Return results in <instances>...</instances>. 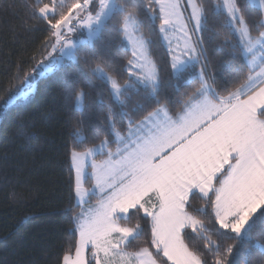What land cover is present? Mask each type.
I'll return each mask as SVG.
<instances>
[{
    "label": "snow or ice",
    "instance_id": "1",
    "mask_svg": "<svg viewBox=\"0 0 264 264\" xmlns=\"http://www.w3.org/2000/svg\"><path fill=\"white\" fill-rule=\"evenodd\" d=\"M25 8L46 25V55L17 77L4 105L26 97L36 76L79 65L109 88L112 101L98 144L89 146L82 121L74 125L70 193L80 211L72 218L74 253L62 264H240L241 255L243 264L253 255L264 264V0H25ZM154 27L168 44L171 76L187 75L186 88L199 85L182 94L175 112L161 101ZM210 27L226 33L221 47L247 68L237 70L242 82L226 94L208 72L203 33ZM121 51L122 64L113 54ZM84 97L75 91L76 110ZM134 97L155 104L138 120L145 104ZM209 209L216 239L204 219ZM145 225L150 243L129 251ZM189 234L204 251L188 243Z\"/></svg>",
    "mask_w": 264,
    "mask_h": 264
},
{
    "label": "trees",
    "instance_id": "2",
    "mask_svg": "<svg viewBox=\"0 0 264 264\" xmlns=\"http://www.w3.org/2000/svg\"><path fill=\"white\" fill-rule=\"evenodd\" d=\"M45 29L44 23L30 17L25 0H0V264H62L66 252L74 253L77 237L72 218L80 211L70 193L74 125L82 121L81 128L89 138V146L98 144L108 131L106 106L112 102L109 88L91 77L82 65L35 77L33 94L4 107L9 88L19 84L17 77L22 78L24 72L30 71L46 55L43 42L48 32ZM217 31L210 27L203 33V46L214 86L226 94V90L242 82L235 79L237 70L246 73L247 68L242 67V60L232 59L228 48L221 47L226 33L217 34ZM145 35L149 33L145 31ZM113 37L114 32L104 39ZM151 40L152 58L160 70L163 86L161 101L167 102L175 112L182 94L192 92L199 85L192 83L186 88L183 84L187 75L180 80L171 76L170 57L158 27H154ZM113 54L121 64L126 59L123 51ZM126 76L127 73L121 74V82ZM176 87L179 92L175 91ZM79 89L85 93L82 111L74 107L75 91ZM137 101L144 103L145 109L133 116L134 120L155 107L141 97H134L132 103ZM117 126L123 129L126 120L117 116ZM97 128L102 129L99 134L95 132ZM200 204L197 200L192 206L198 208ZM136 219L133 214L129 223L134 225ZM204 219L210 221L206 226L216 239L218 225L210 209ZM145 228L146 234L133 241L129 251L150 243V230L147 225ZM253 236L260 238L259 228L254 229ZM188 243L204 251L202 241L191 234ZM238 259L243 264L244 256ZM258 259V255H253L249 264Z\"/></svg>",
    "mask_w": 264,
    "mask_h": 264
},
{
    "label": "rangeland",
    "instance_id": "3",
    "mask_svg": "<svg viewBox=\"0 0 264 264\" xmlns=\"http://www.w3.org/2000/svg\"><path fill=\"white\" fill-rule=\"evenodd\" d=\"M75 37H79V38H83V36H80V34L79 33H76V34H74V38ZM160 37H161V40H162V36L160 35ZM164 40V39H163ZM164 42H165V44H166V47H167V49H168V44H167V42L164 40ZM165 47V46H164ZM166 49V48H165ZM50 50V49H49ZM45 62H47V61H45ZM49 73H51V72H49ZM49 73H46L45 75H47V74H49ZM44 75V76H45ZM44 76H36V78H40V77H44ZM33 92H34V86L32 87V90L29 92V94L26 96V97H21L20 99H18V100H16L14 103H12V104H9V105H7V106H5L4 105V107L6 108V107H8V106H12V105H15V104H17V103H19V102H22V101H24L28 96H30L31 94H33ZM86 187H91V184L89 183L88 185H86ZM92 203V204H91ZM95 203H96V200H95V198H93L91 201H90V205H95ZM87 255H88V257H89V259L91 260V253L90 252H88L87 253ZM91 262L93 263V264H95V261L94 260H91Z\"/></svg>",
    "mask_w": 264,
    "mask_h": 264
},
{
    "label": "crops",
    "instance_id": "4",
    "mask_svg": "<svg viewBox=\"0 0 264 264\" xmlns=\"http://www.w3.org/2000/svg\"><path fill=\"white\" fill-rule=\"evenodd\" d=\"M162 42H163V44H164V46H165V48H166V50H167V52H168V49H167V47H166V44H165L163 38H162Z\"/></svg>",
    "mask_w": 264,
    "mask_h": 264
}]
</instances>
